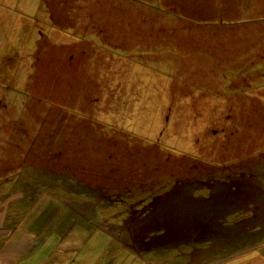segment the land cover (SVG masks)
<instances>
[{
  "label": "rangeland",
  "instance_id": "rangeland-1",
  "mask_svg": "<svg viewBox=\"0 0 264 264\" xmlns=\"http://www.w3.org/2000/svg\"><path fill=\"white\" fill-rule=\"evenodd\" d=\"M3 2L0 264H264V0Z\"/></svg>",
  "mask_w": 264,
  "mask_h": 264
},
{
  "label": "crops",
  "instance_id": "crops-1",
  "mask_svg": "<svg viewBox=\"0 0 264 264\" xmlns=\"http://www.w3.org/2000/svg\"><path fill=\"white\" fill-rule=\"evenodd\" d=\"M219 1L221 2L222 5H225L228 2V0H219ZM163 2L165 4V9L164 10H167V12H171L175 8L181 9V11H194V12H196L197 9H201V8L204 7V0H163ZM214 4H216V2H214ZM233 5L234 4H231V7L230 8H228V7H222V9L223 10L228 9L231 12L232 11L233 12H236L238 9H235L234 8V10H233ZM5 6H7V9H4ZM207 6H209V5H207ZM15 8L18 9L19 12L16 11ZM11 9L13 11H15V12H13V18H10L9 14L7 12L8 10L10 11ZM30 10H31V8H30ZM32 10H34V8H32ZM38 10H40V9L38 8ZM1 12L3 14L2 19L4 20V23H10V24H11V20L14 23H19V21L22 19L23 15L24 16H27V17H30L31 16V15L26 14L24 12L21 13V8H18L17 5H14L13 6L9 2H7V3L3 2V3L0 4V13ZM170 15H171V13H170ZM8 16H9V18H8ZM226 16H229V15L226 14ZM174 17H176V16H174ZM177 19L178 18L176 17L174 19H169L166 22V24H168L170 26L169 32H175L177 29L179 30V29L183 28L184 23H182V24H176L178 22ZM179 22H180V20H179ZM151 23L153 25L158 24V22H155V21L154 22H151ZM161 28H163V27H161ZM161 28L157 29V31L159 32V30H161ZM157 31H156V33H157ZM137 40H140L139 44H154L153 43L154 42V37L149 38V36H146L145 37V36H140L139 35V38H137ZM56 42H57V47L62 46V44H60V40H56ZM181 42H182V40H175V39H173V40L162 39L160 41V43L163 44V49H168L169 51L172 49L174 51V53L178 52L176 43H181ZM163 53H166V51L163 50ZM164 55L165 54H163V57H164Z\"/></svg>",
  "mask_w": 264,
  "mask_h": 264
}]
</instances>
